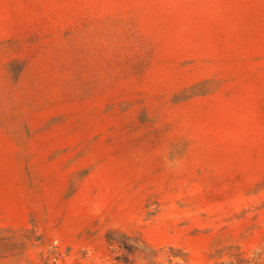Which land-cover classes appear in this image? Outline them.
I'll return each instance as SVG.
<instances>
[{"label": "rangeland", "instance_id": "374dc122", "mask_svg": "<svg viewBox=\"0 0 264 264\" xmlns=\"http://www.w3.org/2000/svg\"><path fill=\"white\" fill-rule=\"evenodd\" d=\"M0 264H264V0H0Z\"/></svg>", "mask_w": 264, "mask_h": 264}]
</instances>
